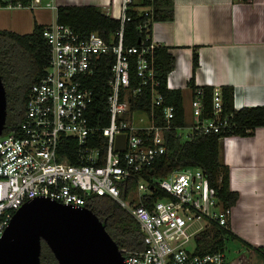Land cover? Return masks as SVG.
Returning <instances> with one entry per match:
<instances>
[{
  "label": "built area",
  "instance_id": "1",
  "mask_svg": "<svg viewBox=\"0 0 264 264\" xmlns=\"http://www.w3.org/2000/svg\"><path fill=\"white\" fill-rule=\"evenodd\" d=\"M153 1V0H149ZM134 0H123L121 28L110 41L97 33L83 34L57 20L45 25L43 37L49 48L48 64L41 80L30 88L26 113L18 134L0 136V240L14 214L27 202L46 198L85 208L90 196L117 202L137 222L144 249H119L125 264H227L224 252L196 254L200 234L215 223L229 228L232 207H225L201 168L186 167L164 178H143L140 173L153 166L167 151L166 132L171 129L174 109L163 106L156 77L155 50L159 45L147 36L139 46L124 44L125 24ZM51 10L57 19L54 0H0V10ZM151 16L150 9L143 10ZM151 20L140 28L148 31ZM153 23V22H152ZM152 25V24H151ZM112 57L107 84L109 125L91 124L88 110L93 93L85 85ZM137 84L133 85L132 75ZM150 90L149 112L132 110V104ZM213 117L203 118V90L191 101L192 122L178 128V137L193 140L218 134L228 128L222 118V92L214 88ZM163 108L164 124H157L156 108ZM188 129L185 137L182 130ZM101 133L106 151L90 143ZM125 136L123 150H117L119 136ZM64 139L76 142V162ZM65 149V150H64ZM132 183L126 195L123 189ZM159 190L165 196L147 206L144 197ZM205 221L202 230H193ZM193 251L186 249L192 243Z\"/></svg>",
  "mask_w": 264,
  "mask_h": 264
},
{
  "label": "trees",
  "instance_id": "2",
  "mask_svg": "<svg viewBox=\"0 0 264 264\" xmlns=\"http://www.w3.org/2000/svg\"><path fill=\"white\" fill-rule=\"evenodd\" d=\"M250 2L251 0H244ZM150 9L151 16L146 18L143 11L138 8ZM131 18L125 24L124 44L126 46H139L147 36H151L152 22H168L174 19V9L170 0H144L140 6L133 5L128 12ZM151 20L149 30L140 28ZM57 22L68 25L75 31L90 34L97 33L106 41H110L119 32L121 23L119 19L111 18L101 8L94 6H60L57 10ZM44 25L35 24L32 33L19 34L8 30H0V75L7 96V120L4 134L20 131L24 121L26 105L32 85L38 83L44 76L48 64L49 48L43 37ZM112 57L104 59L99 70L85 80L86 87L93 93V101L88 110V118L93 126L107 127L109 114L107 97L109 94L108 78ZM175 58L165 47H157L155 50L156 77L160 81L159 92L164 97L163 106H171L174 109V119L171 129L166 132V153L150 168L140 173L143 178H164L174 171L195 167L201 168L208 176L211 185L217 190L218 197L225 207H233L239 195L232 192L229 187V169L222 161L221 142L226 137L239 136L250 137L257 128L264 127V106L247 107L236 110L234 107V90L229 86L221 88L222 111L221 116L228 120V128L218 134H208L196 137L189 141L178 137V128H184L188 124L185 120L183 96L180 90L167 88V77L174 70ZM199 67L197 51L193 54V77L189 87L193 91V97L197 89L203 90V118L213 117V87H197L194 74ZM133 85L137 84L135 75H132ZM151 109L150 90L144 89L141 97L132 104L133 111L149 112ZM157 124H164L162 119L163 108L155 110ZM62 145L68 146L71 151L70 163L76 162L77 144L72 139H64ZM93 147H99L106 151V140L101 133L94 142ZM65 150V149H64ZM132 183L123 189L126 195ZM165 196L159 190H154L152 196L144 197L147 206ZM86 208L91 210L105 225V228L119 249L128 252H136L144 249L143 235L139 225L133 217L117 202L107 197L90 196L87 198ZM227 239H238L230 228H222L217 224H211L210 228L201 233L196 241V254L203 255L213 252H224ZM241 241V240H240ZM255 251L264 255V248H256ZM41 264H59L54 254L42 241Z\"/></svg>",
  "mask_w": 264,
  "mask_h": 264
},
{
  "label": "crops",
  "instance_id": "3",
  "mask_svg": "<svg viewBox=\"0 0 264 264\" xmlns=\"http://www.w3.org/2000/svg\"><path fill=\"white\" fill-rule=\"evenodd\" d=\"M54 1L58 7H98L114 19L120 18L123 2ZM143 2L134 0V5L140 6ZM170 2L174 19L153 22L151 40L167 48L175 58L174 70L167 77V88L182 92L187 124L192 122L186 118L188 110L192 109L194 95L189 82L193 77L195 51L199 57V67L194 74L197 87L233 88L236 110L264 106V0ZM138 10L143 11L144 8ZM15 11L33 13V29L35 24H51L46 17L49 14L54 16L51 10L44 8ZM8 21L5 22L7 26L11 24ZM33 29L24 34L32 33ZM221 145L222 161L229 169L230 190L239 195L232 207L230 231L238 238L236 240H241L245 249L255 251L256 248H264V127L257 128L250 137H226Z\"/></svg>",
  "mask_w": 264,
  "mask_h": 264
},
{
  "label": "water",
  "instance_id": "4",
  "mask_svg": "<svg viewBox=\"0 0 264 264\" xmlns=\"http://www.w3.org/2000/svg\"><path fill=\"white\" fill-rule=\"evenodd\" d=\"M6 120L7 96L0 75V136ZM124 144L125 136H119L117 150ZM42 241L59 264H125L118 245L91 210L46 198L29 201L14 214L0 240V264H41Z\"/></svg>",
  "mask_w": 264,
  "mask_h": 264
},
{
  "label": "rangeland",
  "instance_id": "5",
  "mask_svg": "<svg viewBox=\"0 0 264 264\" xmlns=\"http://www.w3.org/2000/svg\"><path fill=\"white\" fill-rule=\"evenodd\" d=\"M49 2V0H44V4ZM37 14V13H36ZM33 13L28 12H17L15 10H0V18L2 22L0 23V30H11L17 33H26V31L32 30L31 18ZM46 19H50V22L56 21V16L49 14ZM45 19V21H46ZM9 20V21H8ZM6 21L10 22L8 26L5 25ZM28 29V30H27ZM187 121L192 119V109L187 112ZM188 129L182 130L184 136L188 135ZM207 223L205 221H198L194 224L193 230H202L205 228ZM195 248L193 242L188 244L186 249L188 251H193ZM224 253L226 257L227 264H264V256L253 250L245 249L243 244L236 239H227L225 242Z\"/></svg>",
  "mask_w": 264,
  "mask_h": 264
}]
</instances>
